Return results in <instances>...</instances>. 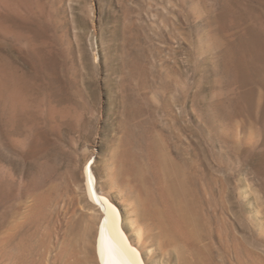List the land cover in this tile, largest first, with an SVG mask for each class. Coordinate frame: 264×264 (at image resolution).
<instances>
[{
    "label": "rangeland",
    "instance_id": "374dc122",
    "mask_svg": "<svg viewBox=\"0 0 264 264\" xmlns=\"http://www.w3.org/2000/svg\"><path fill=\"white\" fill-rule=\"evenodd\" d=\"M1 96L26 264H98L89 158L148 264H264V0H0Z\"/></svg>",
    "mask_w": 264,
    "mask_h": 264
},
{
    "label": "bare ground",
    "instance_id": "6f19581e",
    "mask_svg": "<svg viewBox=\"0 0 264 264\" xmlns=\"http://www.w3.org/2000/svg\"><path fill=\"white\" fill-rule=\"evenodd\" d=\"M4 94L5 93H3V95ZM6 95H8V94H6ZM2 97L3 96L0 97V100L1 101L3 99ZM27 99L29 101V98H27ZM28 101H26V102H28ZM30 103H32V102L30 101ZM24 104H25V101H24ZM25 106L26 105H24V107ZM36 108H37V106H36ZM20 111H22V110H20ZM23 113H24V111H23ZM40 116H42V115H40ZM31 120H32V118H31ZM23 121H25V120H23ZM36 122H38V120H36ZM48 123H49V121H48ZM24 124H25V122H24ZM32 125H34V124H32ZM35 128H36V126H35ZM10 132H11V130H10ZM29 134H30V132H29ZM31 137H32V135H31ZM26 138H28V137L26 136ZM24 142L25 141H23V143ZM39 144H40V142H39ZM22 145L21 146L19 145V146L22 148ZM28 146H30V145H28ZM1 147L2 146H1V143H0V151H1ZM51 151H52V149H51ZM8 153H10V152H8ZM22 153L24 155L25 152H22ZM28 153H29V151H28ZM26 157H28V156H26ZM5 158H6V156H5ZM3 159L4 158H2V156L0 155V213L3 211L2 208L3 209L5 208L3 212L5 213L6 216H8L9 218H12V224H14V226H12L13 229H12V233H11L12 240H13V245L10 248V252H12V253L14 252V253L12 254V258L13 259L11 261H13V264H26L27 263L26 260H29V259H25L26 258V255L24 253L25 252H28L30 250L28 248L29 247L28 246L29 242L27 240V235L30 233V231L27 229L28 227L25 228V229L24 228L21 229V228L22 227H25V225H27V224H30L29 222H31V223L33 221L35 222L36 216H39L38 215L39 208L36 206L35 202H30L29 199H28L29 198V195L32 194L31 193L32 192V189H29L28 190V188H30L29 187L30 184L26 182L27 180L26 181L23 180V184H22V186H20V189H19L18 192H16V190H13L12 185L10 183H8V184L5 185V184H3L4 182L3 183L1 182V180H2L1 179V169H2L1 168L2 166L1 165H2V163L5 162V160L2 162ZM6 161H8V160H6ZM24 161H25V159H24ZM8 163H10V162H8ZM49 163H50V161H49ZM94 164H95V160L94 159H90L89 158L86 161V163L84 165V168H83V177H84L85 193H86L87 197H89V199L91 201V206L98 208V210L101 212V217H100V220H99V223H98V230H97L96 242H95V251H96V258L98 260V264H148L147 259H146L145 254H144V249H143L142 245L140 244V241H135V239L133 238V235H131V233L129 232V229L127 228V225L125 223V218L123 216V213H122L121 209L115 203V201L113 200V198L110 197V195L108 193H106L105 191L103 192V191L100 190V188L98 186V178H97V176L95 174V171H94ZM4 165H6V163ZM10 166H11V164H10ZM8 167H9V165H8ZM7 169H8L7 167H6V169H3V172L5 170L6 171L5 173H8L9 171L7 172ZM10 170H12V168ZM37 171H39V170H37ZM5 173H3V174H5ZM11 173H12V171H11ZM11 173L9 172L8 174H6L7 177ZM22 177H23V175H22ZM9 178H10V176H9ZM15 178H16V176H15ZM18 200L21 203L24 204V207H20L17 210V209H14L15 208V205L14 204ZM16 207H18V206H16ZM18 211L22 214L21 216L18 215L19 214ZM183 212L185 214L188 213L186 210H184ZM185 217H186V219L188 221L191 220V216L189 214H187V216H185ZM130 223L134 226V231L136 232L138 238L141 239L142 234H143V230L141 228V225L140 226L136 225L137 223L132 218H130ZM17 239H18V243L17 242L15 243V241ZM79 260L77 258H72L71 263L72 264H82V262H80Z\"/></svg>",
    "mask_w": 264,
    "mask_h": 264
}]
</instances>
